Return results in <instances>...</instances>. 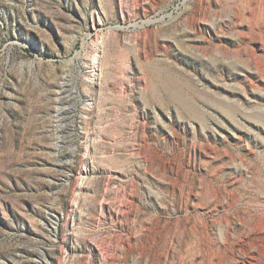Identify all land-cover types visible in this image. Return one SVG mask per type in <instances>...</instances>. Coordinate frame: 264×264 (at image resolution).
I'll list each match as a JSON object with an SVG mask.
<instances>
[{"label":"rangeland","instance_id":"rangeland-1","mask_svg":"<svg viewBox=\"0 0 264 264\" xmlns=\"http://www.w3.org/2000/svg\"><path fill=\"white\" fill-rule=\"evenodd\" d=\"M0 264H264V0H0Z\"/></svg>","mask_w":264,"mask_h":264}]
</instances>
